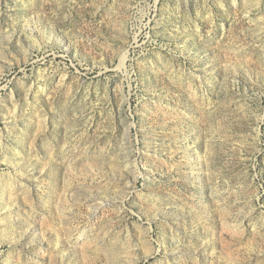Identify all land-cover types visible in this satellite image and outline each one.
Instances as JSON below:
<instances>
[{
	"label": "rangeland",
	"instance_id": "374dc122",
	"mask_svg": "<svg viewBox=\"0 0 264 264\" xmlns=\"http://www.w3.org/2000/svg\"><path fill=\"white\" fill-rule=\"evenodd\" d=\"M0 264H264V0H0Z\"/></svg>",
	"mask_w": 264,
	"mask_h": 264
}]
</instances>
